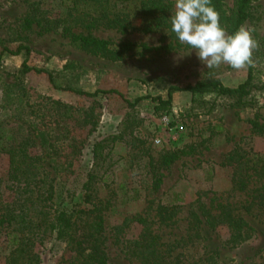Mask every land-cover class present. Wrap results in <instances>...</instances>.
Segmentation results:
<instances>
[{
	"label": "rangeland",
	"instance_id": "1",
	"mask_svg": "<svg viewBox=\"0 0 264 264\" xmlns=\"http://www.w3.org/2000/svg\"><path fill=\"white\" fill-rule=\"evenodd\" d=\"M237 1L221 0L220 23L225 30L234 19ZM62 2L0 0V51L3 47L29 49V54H5L0 63L2 205L10 206L18 188L25 185L23 179L13 180L7 154L11 148L21 144L26 149L33 169L25 172L28 174L25 176L36 182L30 185L32 192L45 193L52 181L54 196L57 192L64 204L70 199L71 204H77L83 198L82 185L87 173L93 168L92 146L121 135V141L111 143L109 151H104L95 172L99 181L106 180L98 185L99 197L109 201L104 215L107 264H136L125 249V242L141 231L140 225L129 221L135 215L147 218L150 231L162 243L179 242L181 248L172 256L183 254L182 264H264V203L253 199L261 193L264 177L257 178L249 171L248 189L239 191L232 184L234 167L226 165L227 155L234 149L239 154L246 152L253 163L264 159V0L250 1L248 18L243 23L255 29L253 36L259 42L251 66V94L238 100L213 92L202 95L176 92L171 111L161 115L154 114L151 98L166 99L170 87L183 88L211 79L234 88L245 81L248 69L237 71L227 64L208 69L189 45L174 42L165 31H144L147 19L136 14L131 20L136 31L97 28L72 32L107 41L112 51L125 43L135 44L132 51L119 55L90 52L60 29L45 31L35 22L29 24L28 20L38 18L54 23L62 13ZM24 60L30 67L52 72L56 86L90 93L117 90L133 106L117 96L85 97L57 90L45 76L22 74L20 66ZM123 123L129 129L122 132ZM254 123L262 128L261 134L253 131ZM209 125H221L227 135L214 134L207 140L209 133L201 131ZM201 140L207 141L197 146V153L182 156L162 172L160 188L152 193L145 167L147 157H157L160 152L181 149ZM142 150L144 153H140ZM121 186L126 188L125 199L134 196V190L138 199L125 202ZM67 191L71 196L68 199L64 195ZM151 200L154 205L149 204ZM157 204L178 208L173 224L160 225L154 217ZM201 204L207 208L218 204L233 206L252 228L250 238L228 243L229 232L225 227L218 226L214 231L203 227L200 240L182 245L188 212L197 210ZM212 213L216 211L213 209ZM12 229L0 225V264H5L9 254L6 235ZM37 239L34 248L37 264H67L73 260L74 253L54 236Z\"/></svg>",
	"mask_w": 264,
	"mask_h": 264
},
{
	"label": "trees",
	"instance_id": "2",
	"mask_svg": "<svg viewBox=\"0 0 264 264\" xmlns=\"http://www.w3.org/2000/svg\"><path fill=\"white\" fill-rule=\"evenodd\" d=\"M41 0H39L40 2ZM62 13L54 23H49L43 18L28 20L29 24L35 22L36 26L45 31L60 29L71 39L77 41L79 45L94 53L104 54L113 52L116 55L130 52L135 44L125 43L118 50H111V44L104 40L95 39L89 35L74 34L75 30L89 31L97 28L114 29L120 32L136 31L132 26L131 20L133 14L147 19L144 31L167 32L168 37L177 42L178 39L171 31L169 17L173 11V0H61ZM251 0H238L234 19L226 31L231 34L248 18V6ZM212 6L220 14L222 20L221 0H211ZM39 3H34L33 5ZM33 13V12H32ZM46 21V22H45ZM24 52L29 54L27 47L19 46L15 50H9L3 47L0 51V63L3 56H18ZM247 76L243 83L234 88L223 86L217 80L206 79L187 85L183 88L170 87L166 99L161 97L151 98L154 106V114H168L172 109V97L176 92H189L193 95H202L213 92L224 97H235L242 100L251 94L252 81L251 66L247 68ZM22 74H34L45 76L50 84L57 90L81 95L85 97H96L99 95H112L124 100L129 106H133L124 98V95L117 90H96L92 93L74 90L69 87H59L54 84L52 72L45 69L30 67L24 60L20 66ZM139 101L136 100V102ZM135 102V103H136ZM123 131H127L129 126L123 123ZM253 131L261 134L262 128L257 124H252ZM209 133V140L214 134L227 135V131L221 125H209L208 128L201 131ZM121 135L108 137L92 146L93 168L87 173L86 180L82 185L83 198L80 203L71 204L72 199L64 204L60 199L62 195L55 194L52 181L48 185L45 193L40 190L36 194L30 190V185L35 182L32 178H26L25 172L32 171L31 160H29L26 149L21 144L8 150L10 158L12 176L14 181L24 180V187L18 188L16 198L10 206H3L0 202V225L11 228L12 232L7 234L9 254L6 257L5 264H37L39 263L38 254L34 252L35 242L41 237L45 239L47 235L54 236L55 240L65 243L74 253V258L67 264H107L108 258L105 252L104 236V215L109 208V201L99 197V183H105L106 180H98L95 174L99 164L103 160L105 150L109 151V145L115 141H121ZM207 140L192 143L181 149L167 150L160 152L157 157L148 156L145 167L148 168L150 176V187L152 193L159 190L163 179V171L167 170L182 156H190L197 153V146L202 145ZM229 153L227 164L234 167L232 175V184L236 190L247 191L250 183L252 171L257 178L264 177V159H258L256 163L246 157V152L239 154L238 151ZM140 153H144L143 150ZM255 156V155H254ZM27 160H29L27 162ZM251 164V166H249ZM225 165V164H224ZM70 166H68L69 168ZM67 168V169H68ZM24 176V177H23ZM26 178V179H25ZM67 182V181H65ZM64 182V183H65ZM36 183V182H35ZM59 185V184H58ZM122 199L127 195L126 188L121 186ZM125 190V191H124ZM260 194L253 199H259V203H264V185L260 186ZM134 196L126 198L128 200H137V190H134ZM65 198L71 196L65 192ZM57 196V197H56ZM56 199H60L56 203ZM149 204L154 205L151 200ZM251 204V202H250ZM70 206V208L68 207ZM216 213L213 214L212 210ZM249 211V208H245ZM155 218L160 225H170L175 222V217L179 213L176 206H164L157 204L154 208ZM141 226L139 235L125 242L127 255L132 258L136 264H182L183 254L172 256L178 248H181L179 242L175 245H167L160 241L157 235L150 231V223L145 217L135 215L129 219ZM218 226L225 227L229 232L228 243L243 242L250 238L253 231L244 220L241 213H238L231 205H220L216 207H206L201 204L197 210H191L187 216L186 239H181L182 245L200 240L203 227L214 231ZM10 236V239H9ZM42 243V242H40Z\"/></svg>",
	"mask_w": 264,
	"mask_h": 264
},
{
	"label": "clouds",
	"instance_id": "3",
	"mask_svg": "<svg viewBox=\"0 0 264 264\" xmlns=\"http://www.w3.org/2000/svg\"><path fill=\"white\" fill-rule=\"evenodd\" d=\"M169 22L179 42L194 49L208 69L222 64L237 71L254 66V52L259 48L255 29L242 24L229 34L211 0H175Z\"/></svg>",
	"mask_w": 264,
	"mask_h": 264
}]
</instances>
